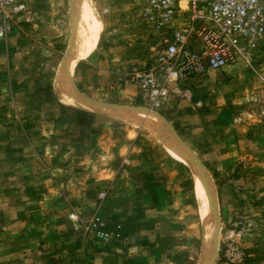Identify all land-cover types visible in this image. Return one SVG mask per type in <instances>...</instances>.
<instances>
[{
	"label": "rangeland",
	"instance_id": "374dc122",
	"mask_svg": "<svg viewBox=\"0 0 264 264\" xmlns=\"http://www.w3.org/2000/svg\"><path fill=\"white\" fill-rule=\"evenodd\" d=\"M26 1L32 24L0 43V264H206L207 178L213 264H264V40L250 61L177 81L150 109L126 73L155 57L160 33L138 0H93L103 30L74 88L90 105L158 114L198 170L142 123L67 105L57 84L77 5Z\"/></svg>",
	"mask_w": 264,
	"mask_h": 264
},
{
	"label": "built area",
	"instance_id": "2783aa9c",
	"mask_svg": "<svg viewBox=\"0 0 264 264\" xmlns=\"http://www.w3.org/2000/svg\"><path fill=\"white\" fill-rule=\"evenodd\" d=\"M138 5L142 19L160 33L161 48L126 75L150 109L165 103L177 81L250 61L264 40V0H138ZM33 18L26 0H0V43Z\"/></svg>",
	"mask_w": 264,
	"mask_h": 264
},
{
	"label": "bare ground",
	"instance_id": "6f19581e",
	"mask_svg": "<svg viewBox=\"0 0 264 264\" xmlns=\"http://www.w3.org/2000/svg\"><path fill=\"white\" fill-rule=\"evenodd\" d=\"M74 2L78 8V12L76 14L79 18L76 21V28L71 43V52L73 53V57H69V62L61 69V81L57 84L59 97L63 98V101L69 106L85 109L89 112L111 113L124 121L131 123L135 122L137 125L142 123V125L153 132L168 149L172 150L171 154L175 158L181 160L187 165H192L193 167L195 166V168L200 170V167L189 159L186 146L170 128L168 123L158 114L130 107L125 108L112 105L113 107L108 108L103 105H90V103L87 104V97L76 91L72 84V76H70V73H72L75 65H77L81 60L88 58L97 49L103 30V20L102 17H100L93 0H74ZM66 61L67 60H65V62ZM207 183L210 190L209 192H206L202 181L200 179L198 180L205 228L203 255L206 259V264H213L216 253L215 232L217 218L215 217L216 215H214V188L208 178Z\"/></svg>",
	"mask_w": 264,
	"mask_h": 264
}]
</instances>
